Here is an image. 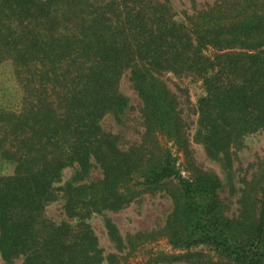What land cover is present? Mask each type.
Returning <instances> with one entry per match:
<instances>
[{"label":"trees","instance_id":"obj_1","mask_svg":"<svg viewBox=\"0 0 264 264\" xmlns=\"http://www.w3.org/2000/svg\"><path fill=\"white\" fill-rule=\"evenodd\" d=\"M53 1L0 0V63H12L21 93L19 111L0 110V157L14 165L11 175H0L3 258L96 264L91 232L45 215L59 194L69 221L81 222L118 212L175 179L170 226L182 217L190 226L169 236L175 248L208 244L227 258L198 264H264V157L244 184L238 218H226L219 177L194 161V178H184L177 166L176 150L193 156L189 125L162 80L170 74L203 83L196 114L209 158L227 159L234 142L264 134V0H220L188 17V25L176 20L170 0H102L84 10L71 34L48 38L43 27ZM126 72L142 102L144 132L125 150L100 120L123 111L119 82ZM71 165L82 177L97 166L102 178L83 185L73 178L54 188Z\"/></svg>","mask_w":264,"mask_h":264},{"label":"rangeland","instance_id":"obj_2","mask_svg":"<svg viewBox=\"0 0 264 264\" xmlns=\"http://www.w3.org/2000/svg\"><path fill=\"white\" fill-rule=\"evenodd\" d=\"M68 1V2H67ZM102 0H58L53 1L48 10V23L44 26V36L54 34L61 36L71 34L76 30L80 16L92 3ZM220 0H170L175 18L179 23L188 25V17L206 10ZM65 16L71 20L67 24ZM72 22H75L74 24ZM212 50L205 55L211 57ZM169 90L177 97L182 117L188 122L187 134L193 150L192 158L186 159L182 151H175L177 166L184 178H194L191 165H196L203 171L211 172L219 177L222 187L217 195L222 203L223 214L235 221L239 214V199L242 196L245 182H249L255 171L256 164L264 157V134L256 133L246 136L242 142L233 143L227 159L209 158L199 141L200 127L196 108L198 101L206 95L202 82L192 77L176 78L170 74L162 76ZM119 91L126 98V104L121 113H108L101 120L104 132L119 135V144L123 149L139 143L144 132L141 125L142 102L132 88L130 74L126 72L119 82ZM21 93L17 84L12 63L5 60L0 63V110L19 111ZM174 152V151H173ZM92 164H95L92 162ZM255 164V165H254ZM14 165L0 157V175H11ZM75 165L67 166L59 173L54 188L64 187L73 178L79 185L90 184L102 178V172L94 166L87 175L75 173ZM79 171V170H78ZM79 173V172H78ZM76 176V177H75ZM197 178V174L195 179ZM175 196L178 194L177 180L168 179L160 186L151 188L135 198L131 204L118 212L101 211L83 221H69L64 211L63 194L46 208L45 215L57 225L69 224L79 226L78 229L88 232L95 238L97 253L96 264H198L200 261L226 262L221 251L208 244H196L185 250L175 248L169 236L178 233L176 229L190 226L187 217L174 222L175 229L170 226V218L175 210ZM190 212L186 209L185 216ZM142 234V235H139ZM144 234V235H143ZM192 238H190L191 241ZM176 257H179L175 260ZM0 264H22V260L9 263L0 252Z\"/></svg>","mask_w":264,"mask_h":264}]
</instances>
